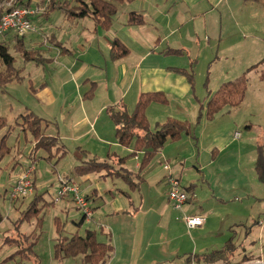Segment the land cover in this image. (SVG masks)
<instances>
[{
	"label": "rangeland",
	"instance_id": "374dc122",
	"mask_svg": "<svg viewBox=\"0 0 264 264\" xmlns=\"http://www.w3.org/2000/svg\"><path fill=\"white\" fill-rule=\"evenodd\" d=\"M21 1L29 2L1 0L0 13ZM39 2L32 0V9L37 6H41L37 7L38 10L47 8L45 0ZM62 2H65L62 5L67 11L74 12L87 9L91 0ZM115 5L118 6V15L112 31L130 45L135 55L144 52L145 49L140 45L149 46L152 56L145 63V67H155L158 70L156 78L164 82L169 93L168 105L154 103L148 110L151 130L155 132L168 118L187 121L191 126L192 135H182L179 141L167 144L162 153L166 150L164 160H169V166L174 168L173 174L181 176L182 185L190 188L187 192L190 196L194 195V200L186 204L182 211L176 210L169 203L168 189L162 180L166 164L163 166L157 162L160 157L157 155L152 161L155 168L147 175V182H143L140 192H132L129 188L132 195L129 200L133 202L131 208H137L138 213L133 211V216H123L121 213L118 217H108L99 212L94 216V221H85L79 226L83 214L76 209L72 198L56 201V196L60 188L58 178L65 175L76 177L75 169L80 162L69 153L61 159L55 153V157L47 160L49 154L37 150L38 141L29 131L28 116H19L16 123L18 115L24 114V111L19 112L17 108L19 103H25L27 98H32L29 94L33 95L34 89L38 90L40 84L47 83L53 92H72L78 81L73 79V85L74 74L70 76L58 64L36 66V61H30L35 54L32 55V51L26 49L25 38L9 35L16 42L12 46L8 45L16 66L11 77L19 82L10 83L5 89L0 88V115L5 116L14 125L16 133L20 134L21 150L26 154L32 148L29 155H32L33 160H38L37 189L33 195L13 201L9 197L11 186L7 183L8 174L5 170L0 174V212L9 217L0 230V234L4 235L0 240V247L3 246L0 264H84L83 256L63 261L54 259L58 220L64 224V236L68 238L76 233L83 236L89 229L100 231V221L106 224L111 235H100V240L114 246V252L107 264H189L188 259L196 261L197 256L221 250L231 239L237 247L230 260L232 263L240 261L242 264H263L264 183L258 179L255 161L258 147L264 145V82L259 73L264 70V64L258 68L259 72L255 70L248 74L247 90L240 106H226L211 120L207 117V104L221 87L237 82L252 65L264 58V13L260 11L258 17L255 16L254 26H258L249 31L243 25H238L239 15L232 11H229L228 18L222 20L216 12L206 18L188 19L187 15V19H182L177 6L171 4L168 7L163 0H147L146 3L135 0L132 3ZM147 7L149 12L144 13L146 19L152 22L156 18V21H163L165 25L158 29L160 34H154V29L145 30L146 26L138 27L141 34L135 37L136 34L131 35L125 29L128 14ZM56 12L61 15L60 10ZM57 17L58 15H54V18ZM167 21L172 28L166 26ZM87 22L86 20L85 24ZM33 23L34 31L27 34L26 39L38 37L44 42L45 37L42 35L47 33V21L39 18L36 22L33 20ZM127 28L131 30L129 26ZM158 36L162 38V42L157 47ZM4 37H0L1 42ZM168 47L181 49L183 53L167 54L170 50ZM77 53L72 60H79L82 56V61H88L95 57L93 53L84 56L81 50H77ZM170 68L185 69L193 73L194 87L190 89V99L184 96L181 87L184 83L178 80L183 74L174 69V72L170 71ZM74 71L71 70L70 73ZM108 77L112 78V72H109ZM67 79L71 84L67 83ZM153 80L150 75L149 81ZM172 81H176L181 89L173 90L170 87ZM91 90L89 86L82 88V91L88 93ZM106 92L104 90L100 93L105 95ZM186 102L189 109L184 106ZM9 103L13 104V110ZM48 126L44 121L39 124V138L42 136L49 141L55 137L50 131L47 132ZM235 132L240 133L239 139L234 138ZM25 139L31 142L25 144ZM115 139L117 144L108 147L99 161L107 160V155L111 152L121 157L126 156L128 165L135 167L137 160L131 155L132 148L121 146L116 136ZM12 140L14 144L16 138ZM160 158L163 160L162 156ZM141 160L142 157L138 162ZM119 166L117 160L107 162L108 170L105 172L121 173ZM23 168L21 165V169ZM19 171L20 166L14 173L15 177ZM86 193L89 192L84 188L82 194L86 196ZM36 196H42L39 199V207H44L42 212L38 217L33 216L22 223L17 222ZM190 209L200 213L198 215H206L207 220L203 227H187L184 216L189 214ZM108 210L106 208L103 212ZM32 234L33 237H28ZM31 242H34L33 250ZM17 252L19 254L14 255Z\"/></svg>",
	"mask_w": 264,
	"mask_h": 264
},
{
	"label": "crops",
	"instance_id": "0c3cea01",
	"mask_svg": "<svg viewBox=\"0 0 264 264\" xmlns=\"http://www.w3.org/2000/svg\"><path fill=\"white\" fill-rule=\"evenodd\" d=\"M39 1L40 0H38V2ZM62 1L64 0H55L54 6L50 7L48 6L49 4H47V8H44L43 10L39 9V13L33 16V20L35 22L40 18L46 20L47 24H49H45V30H47V33H43V35L41 34L45 37L43 39L44 42H41L38 37H30L34 39H26L27 36H25L24 45L28 51H37L43 59V61L35 63L36 66H40V64H46L49 66L58 64L63 66L69 75L74 74V77L72 76V81L75 79L78 83L74 85L73 81L74 91L72 92H53L49 89L48 84L45 82L39 85L38 90L34 89V86L32 85L34 92H31L33 95L29 94L32 98H27L28 101L25 103L20 102L17 108L19 112L24 111V114L33 112L43 119V121L49 125L46 129L47 132L50 131V134L59 140L60 146L64 147V150L67 153L72 154L73 157L80 162L78 166H83L84 164L94 160L103 163H109L117 160L120 164L118 170H120L121 173L128 172L132 177V182L135 185H138L135 189H132V192H140L141 186L147 182V175L155 168L151 163L145 170L139 172L141 162L138 161L143 156V153H137L134 156L137 160L135 167L128 165V160L121 161L125 159L126 156L121 157L120 155L116 153L112 154L109 151L107 160L99 161V159L102 156L101 154L105 155V152H107L105 150H108V147L117 144L115 139L116 126L110 117L109 108L115 107L118 111V106L124 104L127 106L129 113L132 114L142 93L163 92L167 99L169 97V93L166 91L167 87H165L164 82L156 78L159 74L158 70L155 69V67H151V69H147V66L145 67V63L152 56L150 54L152 50H149L148 45H140L145 50L143 53L135 55L130 45L112 31L116 23L115 18L118 13L112 18L110 27L106 28L100 26L95 17L92 15H88L85 18H78L75 13L68 12L65 8H63L62 4L65 2ZM141 1L146 3L147 0ZM163 2H165L168 7H170L171 4L177 6V11L179 10L182 14V19H187V15L189 16L188 19H194L197 17L206 18L208 15L216 12L219 14L220 20H222L224 18H228L229 11L235 12L239 15L238 18L240 22H238V25H243L249 31L254 30V28L258 26V24L254 26V20L256 19L255 16L258 17L257 15L260 11L264 13V0H163ZM37 7H35V9H37ZM57 10H60L61 15L57 14ZM133 12L143 17L144 22L142 24L129 25V15ZM148 12V7L147 9L145 8L131 11L128 14L127 23H125L126 31L131 35L136 34L135 37H138L141 34V30H139L140 28L138 27L146 26L144 28L145 30L154 29V34H160L158 29L165 24L163 21H156V18L152 22L148 21L144 14H147ZM247 14L249 15L243 16ZM54 15H58V17L54 18ZM86 20L88 22L85 24ZM127 26L131 27V30H128ZM166 26L172 28L169 21H167ZM173 31L175 32L176 30L173 29ZM9 35L14 36V34H8L2 41L6 45L12 46L16 42L9 38L11 37ZM116 40L121 41L129 49V54L118 60L112 57V49ZM161 42L162 38L158 36L156 39L157 47L161 46ZM77 50H81L84 56H86V54L93 53L95 57L90 58L88 61H82V56L79 57V60H72L75 58L76 54H78ZM172 51H175V49L170 48V50L166 53L172 54L170 53ZM176 51L183 53V50L181 49H176ZM76 66H78L77 69H75ZM71 70L75 71L70 73ZM169 70L173 71L172 68ZM109 72H112L111 79L108 77ZM68 74L67 78L69 77ZM150 75L153 76V81H149ZM178 75L181 76L180 74ZM181 77L182 78H178V80L180 83H184V85H181V87H183V94L186 96V99H190L189 92L191 85L188 83L189 81L187 77L183 75ZM15 82L17 83L19 81L15 80L10 83ZM67 83H70L69 79H67ZM8 84L2 88L5 89ZM176 84V81H172L170 82V87L173 90L181 89V87L178 88ZM85 86L92 88L90 93L82 91V88ZM95 89L96 91L94 92ZM104 90H107L105 95L100 93ZM112 91H114V94H111ZM188 102L184 103V106L189 109L190 106ZM9 105L10 109L13 110V104L9 103ZM24 114H19L16 120L19 116ZM8 122L10 126L14 127L10 121ZM16 131L17 130L14 127L7 142L8 147L12 148L11 154L2 160L0 159V174H2L4 170L8 174L7 183L11 186L10 191L15 186L23 171L29 165L34 164L33 159H30L29 157L32 148L29 150L27 149L28 151L26 154L21 150L20 144L22 142L20 141V134L16 133ZM7 132L8 131L6 130L3 135H6ZM237 133L238 132H235L234 134L235 139H239L241 137V135L240 137H236ZM14 137L16 138V141L12 144V139ZM25 142V144H27L31 141H29V139H25ZM130 148H132L131 154H133L134 149L133 147ZM162 150L158 155L160 157L162 156L163 160L158 157L159 160L157 162L161 165L163 164V166L165 164L169 165V160H164L166 157V150H164L163 153ZM37 163L38 162L35 164V185L37 182ZM21 165L24 167L23 169H21ZM19 166L20 171L15 177L14 173ZM163 169L164 176L162 180L165 186H167L166 176L168 172L165 170V167ZM175 175L182 181L180 175ZM70 178L77 182L82 190L85 188V191L89 192L86 193L85 197H88L89 205H92L93 221L95 219L94 216H96V213L99 212L108 217H118L121 213L123 216L125 214L133 216V211L135 214L138 213L137 208L134 210L131 208V204H133V202L129 200V197L132 196L129 192V182L119 177L117 173L111 175L103 172ZM184 188L188 190V188ZM140 198L142 199V196H140ZM193 200L194 195L192 194L187 204H190ZM106 208L109 210L107 212H103ZM188 213L189 214L186 215L200 214L196 213L194 209H190ZM8 218L9 217H5L0 212V230L3 228L4 223ZM98 224H100L99 226L102 227L104 233L111 235L110 231H107L108 226L106 224L101 221ZM3 236V234H0V240L3 239ZM1 251H3V246L0 247V252ZM33 254L36 256L35 251ZM230 262L231 264H242L240 261L234 263H232L233 261ZM225 263L226 262L224 261H220L215 264ZM189 264L206 263L192 261Z\"/></svg>",
	"mask_w": 264,
	"mask_h": 264
},
{
	"label": "trees",
	"instance_id": "16d2710c",
	"mask_svg": "<svg viewBox=\"0 0 264 264\" xmlns=\"http://www.w3.org/2000/svg\"><path fill=\"white\" fill-rule=\"evenodd\" d=\"M54 1L55 0H49V2H47V0H45V3L49 4L48 6L50 7L54 6ZM134 1L135 0H91L90 5L87 9L82 8L81 10L68 12L75 13L78 18H85L88 15H92L93 17H95L100 26L108 28L112 23V18L118 13V8L115 3H132ZM19 7L34 8L32 5V0H29L28 3L21 1L16 2L14 6L6 9L0 14L11 12L13 9ZM143 22L144 19L141 15L134 12L129 15V25H139ZM23 38L24 37H22V39ZM172 52L181 53L180 51L176 50ZM32 53V55L35 54V56L31 58L32 60L30 61H36V63L43 61L37 51H32ZM128 54L129 49L121 41L116 40L112 49V57L118 60L126 57ZM263 64L264 59H262L258 64L249 68L237 82H230L221 87L208 101V119L212 120L214 116L222 111L226 106H240L246 94L249 81L248 74L255 70L259 72L258 68ZM15 69V58L10 52V47L4 42L0 41V88L16 80L15 78L11 77L13 76L12 73ZM173 69L176 72L186 76L191 87H194L193 73H190L185 69ZM259 73L261 74V80L264 82V70ZM154 103L167 105L168 99L163 92H147L140 95L132 114L129 113L127 106L124 104L118 106L120 109H118V111L115 109V107L108 109L110 117L116 126L115 136L118 140V143L126 148L133 147L134 150L133 154H131L132 156H135L137 153H143L139 172L145 170L167 144L179 141L182 135H192L191 126L187 121H180L173 118H168L164 124L159 126L158 129L153 132L151 130V125L147 113L151 105ZM25 116H28L27 119L30 127L29 131L31 132L32 136L38 141L37 150L45 151L46 153H48L49 156L46 157L47 160L55 157V153L56 157H59V159L67 154V152L64 150L65 148L60 146L59 140L57 138H53L49 141L42 136L39 138V124L43 122V119H41L33 112L27 113V115H23L22 117ZM18 121L19 118L16 120V123H18ZM6 130L8 131L7 134L3 135ZM11 131L12 126L9 125L7 118L0 116L1 160L11 154L12 148H9L7 145ZM48 142L50 143L48 144ZM29 157L30 159H32V155ZM126 160L127 158L121 161ZM36 162L37 159L34 158L33 163L36 164ZM56 163H58V161ZM106 170H108L107 162L103 163L94 160L84 164L83 166H78L75 169V173L77 177H82L89 174L92 175L103 173ZM255 170L258 179L262 183H264V145L258 147L257 158L255 161ZM105 173L111 175L114 174L110 172ZM117 175L128 181L131 189H135V187L138 186L132 182V177L130 174L118 173ZM34 190H36L35 179ZM188 190H190V188H188ZM9 194H11V191L9 192ZM41 198L42 196H36L30 204L28 210L24 212V215H22L17 222L22 223L25 220L33 218V216L38 217L40 212H42V209H44V207H39V199ZM85 198L87 201H89L88 197ZM76 208L78 211H80L78 207ZM85 221L86 218L83 214V218L81 219L80 223H78V225L82 226ZM64 228V224L58 220V238L57 242L54 245L55 260L63 261L65 259L83 256L84 264H107L108 260L111 259V255L114 252V246L111 243L100 240L99 236H103L105 234L102 227H100V231L89 229L86 231L85 235L81 236L79 235V233H76L71 238L64 236ZM30 236L33 237L34 235L32 234L28 237ZM31 243V247L33 250L34 242ZM236 248L237 247L234 244L233 239H231L223 249L214 251L209 254H203L202 256H197L195 257V260L198 263L206 264H215L220 261L230 262V260L234 257L233 255L236 251ZM21 250L24 251L23 249ZM18 254L19 252L15 253L14 255ZM187 261L188 263H191L192 260L188 259Z\"/></svg>",
	"mask_w": 264,
	"mask_h": 264
},
{
	"label": "built area",
	"instance_id": "2783aa9c",
	"mask_svg": "<svg viewBox=\"0 0 264 264\" xmlns=\"http://www.w3.org/2000/svg\"><path fill=\"white\" fill-rule=\"evenodd\" d=\"M39 12L38 9L19 7L11 12L0 14V37L6 34H14L15 36L25 37L34 31L33 16ZM236 137H240L237 133ZM165 170L168 172L166 183L168 187V200L178 211H182L190 199V195L183 187L181 180L176 177L172 168L166 164ZM36 171L35 164L29 165L19 176L17 183L11 190L10 198L13 201L26 198L34 194V175ZM60 188L57 192L56 201L64 198H72L76 207L84 214L86 221H93V210L82 194L81 188L77 182L65 175L59 177ZM205 215H185L184 221L189 229L203 227L206 223ZM264 264V263H263Z\"/></svg>",
	"mask_w": 264,
	"mask_h": 264
}]
</instances>
